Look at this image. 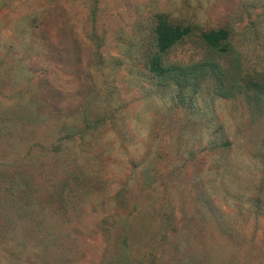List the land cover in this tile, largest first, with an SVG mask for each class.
Here are the masks:
<instances>
[{"label":"rangeland","instance_id":"1","mask_svg":"<svg viewBox=\"0 0 264 264\" xmlns=\"http://www.w3.org/2000/svg\"><path fill=\"white\" fill-rule=\"evenodd\" d=\"M159 21L229 31L228 96L156 79ZM243 75L264 80V0H0V264H264Z\"/></svg>","mask_w":264,"mask_h":264},{"label":"trees","instance_id":"2","mask_svg":"<svg viewBox=\"0 0 264 264\" xmlns=\"http://www.w3.org/2000/svg\"><path fill=\"white\" fill-rule=\"evenodd\" d=\"M155 51L149 58L150 71L161 83L176 82L180 86L179 97L185 98L190 94L191 87L212 76L217 81L216 93L228 96L231 87L227 86V67L225 61L230 56V50L225 46L229 38V31L225 28L214 30H200L196 26L170 24L159 21L154 28ZM190 42L204 51L200 61L192 64L175 63L170 59L171 52L180 43ZM239 89L253 98L257 103L264 97V80L243 75L239 78Z\"/></svg>","mask_w":264,"mask_h":264}]
</instances>
